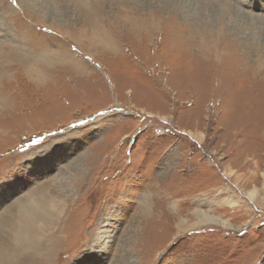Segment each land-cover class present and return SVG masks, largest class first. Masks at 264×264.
<instances>
[{"label":"rangeland","instance_id":"rangeland-1","mask_svg":"<svg viewBox=\"0 0 264 264\" xmlns=\"http://www.w3.org/2000/svg\"><path fill=\"white\" fill-rule=\"evenodd\" d=\"M83 1L0 0V233L46 192L48 264H264V0Z\"/></svg>","mask_w":264,"mask_h":264},{"label":"bare ground","instance_id":"bare-ground-1","mask_svg":"<svg viewBox=\"0 0 264 264\" xmlns=\"http://www.w3.org/2000/svg\"><path fill=\"white\" fill-rule=\"evenodd\" d=\"M83 2L86 3L84 6L89 5L87 0ZM91 11L92 9L89 12ZM92 24L93 22L88 26ZM26 70L29 74V69L26 68ZM188 132L196 137L192 131ZM256 195L257 190L248 192L249 199L252 201L255 200ZM54 203L55 200L44 192L34 197L31 202H19L4 219L2 218L0 264H48L55 258L65 239L48 233L50 230L56 232L55 227L60 225L62 220V210L59 211ZM193 213L198 218V224L232 227L227 220L199 209Z\"/></svg>","mask_w":264,"mask_h":264},{"label":"snow or ice","instance_id":"snow-or-ice-1","mask_svg":"<svg viewBox=\"0 0 264 264\" xmlns=\"http://www.w3.org/2000/svg\"><path fill=\"white\" fill-rule=\"evenodd\" d=\"M45 31H47V30H45Z\"/></svg>","mask_w":264,"mask_h":264}]
</instances>
